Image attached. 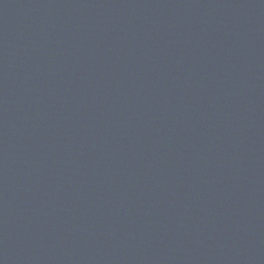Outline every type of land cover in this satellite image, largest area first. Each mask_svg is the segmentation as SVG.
Returning <instances> with one entry per match:
<instances>
[{"label":"water","instance_id":"1","mask_svg":"<svg viewBox=\"0 0 264 264\" xmlns=\"http://www.w3.org/2000/svg\"><path fill=\"white\" fill-rule=\"evenodd\" d=\"M0 264H264V0H0Z\"/></svg>","mask_w":264,"mask_h":264}]
</instances>
